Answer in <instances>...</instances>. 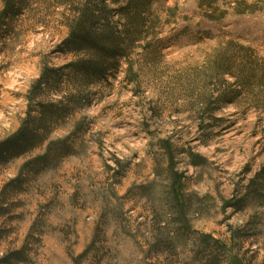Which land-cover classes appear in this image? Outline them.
<instances>
[{"label": "rangeland", "instance_id": "obj_1", "mask_svg": "<svg viewBox=\"0 0 264 264\" xmlns=\"http://www.w3.org/2000/svg\"><path fill=\"white\" fill-rule=\"evenodd\" d=\"M98 2L0 0V259L264 264V0H105L104 73L67 43Z\"/></svg>", "mask_w": 264, "mask_h": 264}, {"label": "trees", "instance_id": "obj_2", "mask_svg": "<svg viewBox=\"0 0 264 264\" xmlns=\"http://www.w3.org/2000/svg\"><path fill=\"white\" fill-rule=\"evenodd\" d=\"M102 5L96 4L91 7L86 4L85 9L82 10L78 18V25L72 31L69 39L68 46L75 50H93L97 54L95 60H84L78 65V68L87 72H101L104 73V62H115L119 57L126 55L128 43L133 42L135 34L130 32V29L125 30L126 40L118 30H116L108 20L113 10L108 8L105 0H99ZM25 0H10L11 11L9 16L14 14L18 6L23 5ZM91 4V3H90ZM6 17V16H5ZM32 137L36 138L35 132L31 133L26 128H23L15 138H12L13 145H10L11 140L3 142L1 150L8 151L11 156H17L25 149ZM26 254L25 249L12 251L0 259V264H14L15 261L24 259Z\"/></svg>", "mask_w": 264, "mask_h": 264}]
</instances>
